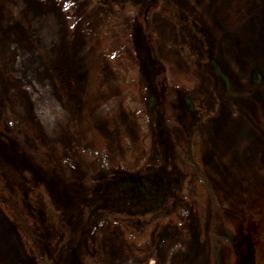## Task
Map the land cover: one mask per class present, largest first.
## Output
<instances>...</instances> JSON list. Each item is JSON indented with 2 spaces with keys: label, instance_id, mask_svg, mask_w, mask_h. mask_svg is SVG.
I'll list each match as a JSON object with an SVG mask.
<instances>
[{
  "label": "rangeland",
  "instance_id": "1",
  "mask_svg": "<svg viewBox=\"0 0 264 264\" xmlns=\"http://www.w3.org/2000/svg\"><path fill=\"white\" fill-rule=\"evenodd\" d=\"M144 1L81 0L74 14L62 0H0V116L50 168L0 137V264H264V0H157L143 26ZM117 42L128 61L109 54ZM153 91L197 171L175 183L151 171L144 195L160 136L139 103ZM87 163L128 174L104 189L152 213L142 237L100 208L84 214ZM174 184L178 207L157 217Z\"/></svg>",
  "mask_w": 264,
  "mask_h": 264
},
{
  "label": "trees",
  "instance_id": "2",
  "mask_svg": "<svg viewBox=\"0 0 264 264\" xmlns=\"http://www.w3.org/2000/svg\"><path fill=\"white\" fill-rule=\"evenodd\" d=\"M80 1L81 0H62L64 7L68 9V11H72L74 14L78 11ZM155 1L157 0H145L137 5V12L134 14L136 22L139 21V23H142L143 26L146 25L147 14L149 11L148 7ZM118 42L120 43L122 41L119 40ZM118 42L110 44L112 48L109 54L112 52L113 55L117 56L116 58H123L126 60L125 56L128 58V55L122 48L127 43L119 44ZM147 55L150 59V57H152V50L148 51ZM139 60L140 62H143L144 57L140 56ZM126 61H128V59ZM133 68L135 69L136 67H132V69ZM134 75L138 74L134 73ZM162 77L161 73L156 74L153 81L148 83L160 86V80L162 81ZM150 93L151 94L149 95L147 101L139 103V111L141 112V117L144 120L143 123L146 126H152L153 131L156 130L155 127L157 128L156 131H159L160 140L152 148L154 149V155L157 156L158 161L156 164H148L144 166V170L147 174L141 177V181L139 182L141 184V188H143L144 195H148L150 193V189L148 192L147 187L148 183L150 186L152 185V180L149 176L153 175V173L164 172L166 176L171 178L172 182L175 183L176 180L183 177L187 178L191 173H195L197 171L194 163L195 147L190 141L183 125L178 122L176 111L171 102L168 100L167 96L160 93V91L158 93L156 91ZM4 118V116H0V137L4 140L5 138L6 140H13L17 147L27 156V158L35 164L36 168H38L40 172L46 174V176H49L50 168L46 165L44 153H41V150H38L37 148L27 147L20 134L15 131H8ZM161 128L164 130V133H161ZM161 135H163V137ZM155 136L156 135L154 134V137ZM91 157L94 158V155ZM86 158L89 160L88 157ZM87 167V173L83 181L81 180L76 182L83 183L81 184V188L77 190L81 191L80 195H84V197L79 196V199H82V201L80 200L82 206L85 202L83 207L84 214L86 215L87 212H91L94 208H100L103 211V216L107 220L113 221L118 226L123 227L126 231L134 234L138 232V235L142 237L145 232L150 229L153 219L152 213L145 209H132L127 205L121 206L122 204H111L110 202H112V197L110 195L115 194H111L104 189L105 183H107L110 176L119 177L118 180H120L122 187L128 186L130 182L128 174L120 175L119 172L113 171L111 167L103 168L104 170H100L101 168H99V170L96 171L95 166L89 165L88 163ZM151 171L156 172L151 173ZM71 181L73 182L75 180L71 179ZM40 190L44 193L41 186ZM171 193V196L167 197V199L164 201L161 200L157 203L154 215L159 217L160 214L158 213L163 212L164 216H171L175 212L173 211L170 213L178 207L176 205L178 203L177 195H179L180 192L178 191V188H176L175 184ZM101 195H103V198H100ZM58 218H61V216Z\"/></svg>",
  "mask_w": 264,
  "mask_h": 264
}]
</instances>
